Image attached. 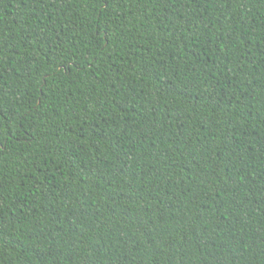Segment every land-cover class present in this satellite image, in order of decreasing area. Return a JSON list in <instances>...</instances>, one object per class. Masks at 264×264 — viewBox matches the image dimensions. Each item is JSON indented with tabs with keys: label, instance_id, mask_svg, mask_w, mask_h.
Returning a JSON list of instances; mask_svg holds the SVG:
<instances>
[{
	"label": "trees",
	"instance_id": "1",
	"mask_svg": "<svg viewBox=\"0 0 264 264\" xmlns=\"http://www.w3.org/2000/svg\"><path fill=\"white\" fill-rule=\"evenodd\" d=\"M0 264H264V0H0Z\"/></svg>",
	"mask_w": 264,
	"mask_h": 264
}]
</instances>
